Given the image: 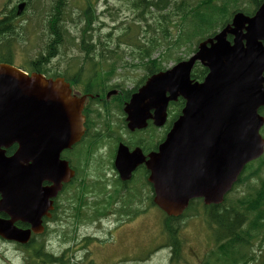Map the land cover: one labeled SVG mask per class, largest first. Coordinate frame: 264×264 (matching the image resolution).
Returning <instances> with one entry per match:
<instances>
[{"label": "water", "instance_id": "95a60500", "mask_svg": "<svg viewBox=\"0 0 264 264\" xmlns=\"http://www.w3.org/2000/svg\"><path fill=\"white\" fill-rule=\"evenodd\" d=\"M197 62L209 71L203 81L192 78ZM86 97L73 94L62 77L0 63V212L9 216H0V237L27 244L32 234L44 233L53 198L75 175L61 152L84 134ZM179 97L185 106L157 152L145 160L121 146L115 160L124 180L145 160L156 204L174 217L197 197L221 203L246 164L264 152L258 113L264 107V2L252 16L236 13L188 60L150 76L125 106L129 128L145 127L151 108L163 124L168 103ZM14 143L15 153L7 156ZM46 180L51 185L43 186Z\"/></svg>", "mask_w": 264, "mask_h": 264}, {"label": "rangeland", "instance_id": "374dc122", "mask_svg": "<svg viewBox=\"0 0 264 264\" xmlns=\"http://www.w3.org/2000/svg\"><path fill=\"white\" fill-rule=\"evenodd\" d=\"M11 1L0 0V15L5 11L6 5L8 10L10 9ZM53 3L54 0H30L29 9L25 10L24 18L16 21L17 34L10 51L11 59L15 65L26 71H29L30 63L36 61L45 51L46 44L52 36L51 24H48L45 17L50 12ZM66 7L65 13L68 12V14L64 21L59 22L60 31L63 33L59 45L60 51L58 50L55 57L51 56L49 59L51 61H47L43 67L53 74V77L62 74L68 80L72 79L73 82L75 79L79 80L81 83L77 86L80 88H83L86 81L96 74L95 70H97L86 61L87 55L83 52V47H85L82 46L83 41L87 40L89 45L95 46L96 52H110L109 49H111L120 54L122 60L112 63L116 64V71L111 76V82L122 84L129 91L138 86L144 78L142 77L143 66L133 67L137 64L136 58L140 56L138 47L142 44L151 45L149 41L154 38L168 39V35L164 34L162 28H157L153 19H149L151 28H148L146 17L142 18L139 12L136 14L135 8L124 0H96L95 4L90 0H67ZM184 7L187 6L184 5ZM88 12L89 15H87ZM130 24L137 25L135 38H126L130 31L128 29ZM187 26L185 21H181L180 29L170 27V30L179 33ZM160 46L161 50L165 47L163 43ZM53 52V54L56 53V51ZM130 53L135 54V59L127 65L126 61ZM153 57H157V54L154 53ZM173 63L174 61L168 62V66ZM102 67H99L100 71ZM112 111L113 113L105 114L103 120L105 124L101 127L102 136L94 137L95 131L93 130L83 141V144L94 142L96 152L92 150L82 152V144L78 150L74 149L75 151L71 153L72 165L77 168V177L72 182L73 184L61 193L63 194L62 208L54 214L52 219L47 220L49 221L47 231L34 240L33 247L42 249L40 245L43 243L45 250L55 253L56 256L63 254V258H66L65 264H171L170 259L173 255H170V251L163 248L156 249L158 245L162 246L165 242L171 243L172 241L170 234L168 235L167 230L163 229L165 228L164 213L157 206L153 205L145 218L140 219L141 215H135L129 220L123 211L117 212L116 217L113 215L94 216L86 209L90 192L99 195L100 201L97 206L103 207L101 200L104 195L118 185L117 182L111 181L92 182L93 176L97 174L102 176L99 177L101 179L104 178L106 170L114 172L111 166L113 149L117 137L123 135V132L120 130L122 126L120 112L117 109H112ZM140 137L144 135L139 133L138 136H134V139L138 140ZM158 137H160L159 134ZM261 174H264V171ZM258 180V178L255 179V181ZM236 195L239 196L240 193ZM244 195L241 194L239 197ZM120 206L117 205L115 209ZM192 211L189 210L184 218L174 222L179 227L180 236L184 244L186 240L187 246L183 252V261L173 264H202L204 258H208L209 253L215 247V225L207 224L201 211L200 214L190 217L189 214ZM119 213H123L119 225L121 227L120 230L117 229V241L114 242L111 240L110 232L114 229L112 223ZM101 217L104 218V226ZM93 236L108 242L109 247H104L99 241H95L97 239ZM143 247L145 248L141 250V257L130 258V260L129 258H117L128 255L134 250L137 252ZM154 249L156 251L149 255ZM30 257L32 256L27 246L24 247L22 244L18 245L16 241L0 237V264H30Z\"/></svg>", "mask_w": 264, "mask_h": 264}, {"label": "trees", "instance_id": "16d2710c", "mask_svg": "<svg viewBox=\"0 0 264 264\" xmlns=\"http://www.w3.org/2000/svg\"><path fill=\"white\" fill-rule=\"evenodd\" d=\"M90 1H94L95 4L96 0ZM124 1L135 8L136 14L139 12L142 18L146 17L148 28H151L149 19H153L157 28H162L164 34L168 35L166 40L163 37L154 38L149 41L151 45L142 44L138 47L140 56L136 58V61L139 63L133 67L141 68L140 66H143L148 72L147 75L165 69V65L170 61L177 62L185 59L191 50H196V46L201 41L214 36L219 29L230 24L236 13L243 12L252 15L264 2V0ZM184 5L187 7L185 8ZM88 19L91 18L88 17ZM181 21H185L188 26L182 28L179 33L170 30V27L180 29ZM57 24H52L55 33L54 40L50 46L46 47L40 57H49L59 47L62 33H59L60 28ZM128 29L130 31L126 38H135L137 25L130 24ZM15 39L16 34L12 23H0V62L12 63L10 51ZM161 43L165 45L162 50L160 49L162 48ZM82 46L91 45L86 40L83 41ZM155 49H160V51ZM179 52L182 54L179 55ZM154 53L157 54V57L152 59ZM39 62L40 60L34 61L31 68L43 73L38 68ZM97 70H95L96 73ZM107 71L109 74L106 73ZM115 71V65L111 64L108 68L103 69L100 75L104 77L103 79H109V77L112 79L111 76L114 75ZM207 72V68L197 63L193 77L203 80ZM262 171H264V156L247 164L235 183L234 189L225 196L221 204L206 205L202 199H193L179 217L168 216L164 213L165 228L163 229L167 230L168 235L170 234L173 245L171 264L183 261V252L187 244L186 240L184 244L180 236L181 231L174 222L184 218L189 210H193L189 214L190 217L200 214L201 211L207 224L215 225V247L209 253L208 258H204L202 264H264V174H261ZM256 178L259 180L255 181ZM235 193L245 195L239 197L240 195H235ZM33 242L34 240L26 245L32 256L29 258L30 264L36 262L37 264L43 262L46 264H65L66 258H63V254L56 256L55 253L45 250L43 243L40 245L42 249L33 247ZM144 248H141L137 253L142 255L141 250Z\"/></svg>", "mask_w": 264, "mask_h": 264}, {"label": "flooded vegetation", "instance_id": "af4514ba", "mask_svg": "<svg viewBox=\"0 0 264 264\" xmlns=\"http://www.w3.org/2000/svg\"><path fill=\"white\" fill-rule=\"evenodd\" d=\"M24 4L23 9L20 11V5ZM30 0H12L11 1V7L8 10L7 5L5 6V11L3 14L0 15V23H12L15 34H17L16 31V21L18 19L24 18L25 10L28 11L29 9ZM67 0H54V3L51 7L50 12L45 17V20L48 22V24H51V34L52 36L49 38L46 47L50 46V43L54 40L53 37H55V33L52 29V24H57L60 28L59 22H62L65 20L67 13ZM59 33H62L59 31ZM230 39H232V35L229 36ZM63 38V33H62ZM62 41V40H61ZM61 43V42H60ZM59 43V45H60ZM46 49V48H45ZM84 51L86 52V61L88 64L93 65V69L103 66L102 68H108V60H111L113 57H115L118 53L112 52L111 49L108 51H95V47H83ZM59 47L55 50V54H51L49 57H39L37 60L39 62L38 68L39 70L46 71V75L48 77L53 76L48 70H45L43 67V64H45L49 60L51 56H56L58 53ZM60 51V50H59ZM11 58V57H10ZM132 59H135V54L130 53L129 59H127L126 64L130 65ZM12 61V59H11ZM32 63H30V69L29 71H35L31 67L33 66ZM42 64V67H40ZM71 73V72H69ZM109 74V73H108ZM58 77H64L68 82L71 83L73 93L77 94L78 96L87 95V98L85 100V106L83 113L85 115V126L86 131L85 135L81 139V141L77 144H75L73 147L65 149L61 153V158L66 159L70 162V165L73 169L76 171L75 177L71 179L70 182L64 183L63 188L61 192L58 194V196L54 199V214L62 208V202L61 197L63 194H61L64 190H66L67 187L71 186L73 181L77 177V168L72 165V158L71 153L74 149L77 150L76 146H80L83 144V141L88 137L92 131H95L94 137L96 135H101V127L105 124L104 123V117L105 114H108L109 112L113 113L112 109H117L120 112V117L122 119V126L121 131L123 132V135H119L116 139V145L113 149V161H112V169L115 172H110L109 170L105 171L104 178L100 174H97L93 176L92 182H117L118 185L113 188L111 192H108L104 195L103 199L101 200L103 203V207H98L97 204L100 201L99 195H97L95 192H90L89 201L87 203L86 209L89 214L94 216H103V215H113L116 217L117 212H125L127 214V218L132 219L135 215L140 216L139 218H145V215L151 211L153 208L152 206L155 205L158 207V205L154 202V188L153 185L149 182V175L150 172L147 169L145 160L148 159L149 155L155 153L158 151L159 146L164 141L165 137L167 136V133L172 127L173 122L177 119L179 114L181 113V107H180V98L176 101H170L167 106V112H166V119L163 124L158 125L159 119L155 116V109L151 108L149 116L147 118V126L140 129L130 130L127 125V114L125 112V106L129 102L131 95L133 93V89L126 90V88L119 83H112L109 79H103L104 77L99 74V72L96 73V75H93V77H90L83 88H80L77 86V84H80L81 82L79 80H68L65 76L62 74L57 75ZM55 76V77H57ZM106 77V76H105ZM122 109V110H121ZM125 113V114H124ZM154 114V115H152ZM126 116V117H125ZM139 133H142L144 137H140L138 140L134 139V136H138ZM158 134L160 137H158ZM102 136V135H101ZM121 146L128 147V150L130 152H133L136 150L139 154H143L145 157V160L142 161L139 165L135 167V169L132 172V176L130 179H122L119 169L117 168L115 164V159L119 154V149ZM18 145L16 143L12 144L11 146L7 147L6 155L11 156L15 153ZM10 149V153H9ZM96 152L95 143L94 142H87L82 145L81 151L82 152H89V151ZM75 151V150H74ZM51 185L50 181H44L43 186L47 187ZM110 187V186H109ZM117 205H121L118 207V209H115ZM98 207V208H97ZM159 208V207H158ZM122 215L123 213H119V216L116 218V220L112 223L114 225V229L110 232L111 240L117 241L116 232L117 229L120 230V222L122 221ZM0 216L2 218H9L8 214L6 212H0ZM46 218V217H45ZM52 219V218H51ZM103 226H104V218H100ZM44 224L46 227L45 232L47 231L49 221L44 219ZM131 225V223H129ZM16 225L19 228L22 229H28L30 228V224L22 222V221H16ZM118 227V228H116ZM44 232V233H45ZM43 233V234H44ZM33 234L32 240H36L38 236ZM94 237V236H93ZM99 241L104 247L108 246V242H104L102 240H99L98 237H94ZM17 243V242H16ZM18 245H20L18 243ZM26 247V245H24ZM167 243L162 246H157L156 249L159 248H166ZM172 248V247H171ZM156 249L150 251V255L156 251ZM171 251H173L171 249ZM141 257L140 254L135 252V250L128 254L124 255L122 257L117 258H137Z\"/></svg>", "mask_w": 264, "mask_h": 264}, {"label": "bare ground", "instance_id": "6f19581e", "mask_svg": "<svg viewBox=\"0 0 264 264\" xmlns=\"http://www.w3.org/2000/svg\"><path fill=\"white\" fill-rule=\"evenodd\" d=\"M204 6V5H203ZM219 12V11H218ZM202 14V13H201ZM87 52V51H86Z\"/></svg>", "mask_w": 264, "mask_h": 264}]
</instances>
